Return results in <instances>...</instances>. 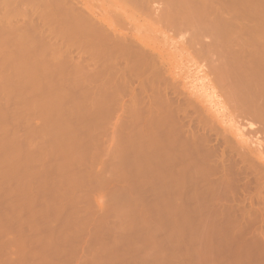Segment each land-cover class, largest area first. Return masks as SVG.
Returning a JSON list of instances; mask_svg holds the SVG:
<instances>
[{
  "label": "rangeland",
  "instance_id": "374dc122",
  "mask_svg": "<svg viewBox=\"0 0 264 264\" xmlns=\"http://www.w3.org/2000/svg\"><path fill=\"white\" fill-rule=\"evenodd\" d=\"M38 1L40 0L28 4L26 2L25 7H29L28 10H24L27 12H21L22 15L15 13L13 11L14 7L6 5L10 3L9 1L7 3L3 1L4 4L0 3V29L4 30V34L0 31V264H264L259 258V260L255 259V262H250L244 256V258L242 256L238 257V252L233 247L204 244V242L214 243L220 238L215 236L216 234L219 235L217 232L216 234H212L213 230L205 232V228L203 230L202 227L200 228L206 222L203 218L199 217L200 219L194 220L190 218L193 222L192 224H194L192 225L190 219L189 223L186 224L187 221L184 218L180 219L181 215L171 214L172 211L169 209L172 208V202L169 199L170 196L168 198V195H166L170 192L168 188L169 184H167L168 179L166 178L168 175H165L167 169H164V166L166 167L168 162L166 156H169V152H167L168 155L166 156L162 155L167 151L165 150L167 145H164V143H167V138L166 142L165 140L163 143L160 141L165 139V135L162 136L163 133L165 134V127H163L164 132H162V127L158 130L156 125L152 126L150 124H157V122L153 123L151 121L155 118L156 120L153 121H163L167 125L166 128H169L167 123L170 124V122L168 121L172 123V120L175 122V125L176 123L180 125V129L182 124L183 126L187 124L184 127L182 126L183 129H181H187L188 132L185 130L186 136L189 135L190 130L193 132L198 130L197 134L200 133V135L204 131L203 135L205 136L206 134L212 141L210 142L212 144H209V146L213 147L214 150L216 146L218 148L217 152L216 150L214 152L219 153L218 156L216 154L217 157L220 156L217 164H220L222 156L223 158L227 156V161H230L229 164H231L234 160V154H232L234 153L232 150L234 147L231 145L233 142H236L232 126L235 124L236 119L233 116V105H230L233 103L229 101L232 99L230 97L232 89L229 92L225 91L228 87L227 82L231 83V79L227 80V78L231 76L228 77L230 73H227L225 75L227 78L223 77L222 73L225 74V72H223L222 67L224 66H220L219 64H222L224 61L223 64L226 66L224 68L227 69L230 64L227 62L232 57H239L240 55L241 57L245 56L249 60L248 58L264 54V26L260 25L261 23L264 25V13L262 12L264 11V0H259L258 4L262 3L259 7H257L258 4L255 5L256 7L252 5L253 2L255 4L254 0H244L248 4L243 3V0H239L241 4L237 2L238 0H234L237 3L236 7L233 0H197L198 2L193 0L197 5L201 2V7L191 0H184L188 1V3L190 1V4L193 3L194 5L191 4V8L190 4H187L188 9H184L185 7L181 6L183 5L182 0H179L180 4L178 0H143L141 4H132L128 0L127 3L124 0H72L74 2L72 4L73 7H67L66 10L68 11L63 17L61 14H57L59 12L57 4L51 2L48 3L49 8H45H52L54 12L51 13V16L47 17L45 30H43L44 24L42 25L39 22L38 17H35V19L34 17L32 19L28 17L33 12L32 8L45 9ZM203 1L206 2L204 3ZM208 2H214L219 9H216L215 6L213 7V3L212 5L210 4L212 6L211 10L206 9L207 11H205L204 9V11L200 12L203 7L202 5L211 7ZM76 3L78 4L76 5ZM195 6L196 11H198L197 8H201L197 13L193 9ZM190 9L193 10L194 15H192ZM218 10L219 12H217ZM79 12L102 17L103 21L116 25L119 31L116 33V36L110 33L112 35L111 38L113 36V38H116L120 34L121 37L119 35V38H127L129 42L140 39L139 46L143 49H149L148 53H151L147 55H150V58L153 57L155 61L151 59V64L148 62L150 69H147L151 73L146 69L149 66L142 64L144 68H141L142 71L145 69L146 71H144L148 72V77L151 76L150 78L154 80V87L148 81L144 82V78L146 77L143 76L144 78H142L141 75L147 76V74L142 73L141 69L139 70L138 68L139 72L138 70L136 71L139 74L136 73V75L134 72L133 74L136 76L132 74V76L128 75L131 78L129 79L131 81L129 84H131H127L128 87L130 86L129 89L128 87L125 88L129 92L125 89L124 92H121L122 86L118 96L123 97L114 96L115 99L119 98L117 99L118 101L111 98L112 101L103 100L93 106L94 104L91 105L88 99V89L86 86H76L74 84V78L76 77V74L73 73L74 70H72L74 64L71 63L65 67V77L62 82H58L56 80L58 74L50 72V69L56 66L59 67L60 62L59 60H55L51 53L42 48L44 47V43L39 40V35L42 30L45 33L49 31L47 36L45 34V37L52 38L53 40V37L59 34L61 28L81 19L79 16L82 14L75 15V13ZM200 13L203 14L204 18L208 16L209 19L208 17L206 19L209 21H211L210 17L214 16L211 14L216 13L215 16L220 14V18L216 16L218 20L216 19L215 21L219 23L220 29L223 27L221 31L225 32V34L228 31L226 36H224L225 40H223L224 42L222 41L223 43H218L217 41V44L214 43L216 45L215 49L213 42H210L214 51H217L213 52V55L212 51L209 50L210 48L203 46V42H206L207 39L209 42V37H211L209 34L212 35V33L202 30V25L206 19L204 20ZM23 15H27V17L24 18ZM194 16H199L197 18L200 21ZM200 16H202V21ZM215 16L213 20L216 18ZM171 17L177 18L171 19ZM221 18H223L224 23L219 21ZM196 20V24H193V21L195 22ZM225 20L227 23H225ZM229 20L230 22H228ZM31 21L33 23H30ZM231 22L233 23L232 25ZM197 23H200L201 28ZM15 24H19L18 26L24 29L22 31L23 35L11 31L14 26H17ZM22 24L26 26V29ZM29 24H34L37 28ZM27 26L32 27V30ZM33 27H35V31ZM50 28L51 31L52 29L57 30L53 33V31L50 32ZM39 29L42 30L41 32L38 31L40 33L39 35L36 34L38 35L36 38L34 37L36 36L34 32L37 33ZM27 30L29 33L25 32ZM239 30L241 32L238 33L237 31ZM190 31H193V34ZM107 32L109 33V31ZM31 33H34V41H28L27 46L29 48L37 47V50L40 52L36 54L25 53V57L20 61L17 59L20 54L14 55L15 53L11 52L10 48L14 49L15 46H19L17 39L20 36L25 37L26 35L27 37H31L32 35H29ZM51 33L52 35H50ZM225 34L223 33V35ZM73 40L85 43L81 38ZM135 41L134 43L139 44ZM208 42H206L207 45ZM225 42L227 46L224 44ZM256 47L258 50H253L257 49ZM2 49L8 52L3 53ZM71 50H73L72 56H75L76 60L79 58V54L82 55L81 49L77 48V46L72 47ZM223 52H229L231 55ZM11 53L12 55H10ZM209 54L213 57L210 59V63L211 60L216 59L215 63H209L210 66L208 64V58L211 57H209ZM220 57H223V60ZM225 58H229V60L227 61ZM17 61L19 64L23 62L21 64L26 65V68L28 67L27 71H19V67L17 66L21 65L16 66L15 64L18 63L15 62ZM40 61L44 64L42 66L45 69H31L38 67ZM225 61H227V64ZM153 63L154 65H152ZM215 65L220 68L218 69L219 71L223 70L219 72L220 78L218 77L219 75L213 77V75H216L215 73H218ZM152 67L154 70H151ZM213 67L216 68L213 69ZM155 69H159L161 72L158 70L156 72ZM225 71L227 72L228 69ZM221 77L226 78L224 80L227 81L222 80ZM217 79L219 82L217 81L216 83ZM154 83L157 84L154 85ZM143 84H145V87L147 84L150 86L144 87V90L147 89V91L140 90ZM223 85L227 87L225 88ZM229 85L231 86V84ZM132 86L133 91L131 90L132 92H130ZM230 86L228 89H230ZM220 87L222 89L224 87V89L222 90ZM108 88L112 89L114 86ZM153 88H155V94L153 93ZM111 89L109 91H114V89ZM157 89L160 90L157 91ZM148 90L151 92H148ZM120 92L122 93L121 95ZM134 93L138 95L134 98L135 100L139 97L142 99V102L138 99L141 105L138 103L139 101L137 102L136 100V104L133 98L130 99L131 96L135 97ZM105 95L107 96V90ZM153 95L157 96H154L156 100L153 99ZM160 98L161 100L163 98L162 102L164 104L160 102L162 105L158 104V108L162 106L165 109H156L157 103L152 105V101L149 102L151 99L157 102ZM206 99H209V102ZM146 101L148 102L146 103ZM154 101L152 102L153 104L155 103ZM132 103L135 105L132 106ZM149 103L153 106H151L152 109H148L150 107L148 106L150 105ZM196 103L200 106L196 107ZM140 106L143 109H140ZM168 106L171 109H166ZM138 108L143 111H138ZM172 109L174 110L171 111ZM158 110L162 111L165 116L160 114L161 112ZM133 112L137 113V119L134 118L136 115L134 116ZM139 112L141 113L139 114ZM171 112H174L173 114L177 116L175 117V119H178H176L177 121L174 120ZM150 114L151 116H149ZM140 115L141 117L146 115L144 117L146 119L143 121V117L141 118ZM157 115L161 118L163 117L162 119L165 118V120L157 118ZM204 115H206L205 118L207 120L210 118L209 120H211L212 124L209 120L206 121V119H204L203 124L201 123L203 121L200 116L204 117ZM170 117L171 119L169 120ZM196 119L199 121L198 123ZM193 120L195 123L192 122ZM160 121L158 122L159 124H161ZM190 122L192 123L191 126ZM199 123L202 124L203 129ZM149 124L151 128L155 127L156 131L152 130L153 128L151 129L148 126ZM204 124L205 127H203ZM213 124L214 127L216 124L218 131L213 127ZM245 124L243 123L242 125ZM211 125L212 128L210 127ZM150 131L152 133L155 132L154 135ZM191 131V136L197 135L193 132L191 134ZM157 132L158 134L160 133L159 136L161 137H157ZM182 133L178 136L181 137ZM224 134H227L229 138ZM154 136L157 137L160 144ZM249 136L256 143L258 142L256 137L260 138L259 140L262 141L260 148L264 152V132L261 131L254 135H249V133L246 135L247 144H245L246 140L243 139L245 152L249 153L255 149V144H251L248 141L249 139L251 140ZM154 143L156 144L154 145ZM155 146H159L160 152L157 151L158 148H154ZM163 147L165 151L162 149ZM151 149L156 151H151ZM156 152L159 154H156ZM153 155L156 157H154L155 159H153ZM157 156L159 157L158 160ZM216 156L215 158H217ZM160 157L162 158L160 159ZM149 158L155 160V162L156 160L158 161L156 163L152 161L154 165H158L159 162H165V160L167 162L164 164L159 163L158 166L155 165L156 169L160 165H163V168L160 166L158 171L154 168V171H152L153 169L150 166L153 167V164ZM144 159L146 162L143 161ZM161 160L164 161L161 162ZM252 160L254 163L255 159ZM227 161L224 163L225 168L230 167ZM139 162L146 165L142 166ZM255 163H257V160ZM255 163L254 168L257 166V169H259L260 165L264 167V159L258 161L259 166ZM244 165L245 167L247 166L246 163ZM250 165L252 166L251 163ZM250 165L248 164V166ZM263 167L261 166L260 168L262 169ZM254 168L252 166L251 170H247L246 174H248V178H244L246 183L242 181L240 185V187L242 186L240 189L243 191L239 190V194L241 193L239 196L241 199H246L243 200L245 208L251 206V197L254 198L252 199L253 201L256 199L254 203H257V206L253 204V207L255 206L256 208L258 205H264L262 202L258 201L261 205L256 202L257 194L261 195V192L264 190V184H262L263 186L260 184L262 181L258 182L260 180L258 179L259 177L261 178L262 175L264 177V169L260 173V169L258 171ZM252 169L257 172H254ZM155 171L158 173H153ZM250 171L253 172L251 173ZM159 172L164 174H160ZM258 172L262 175L254 178L253 175H256ZM249 173L253 175H249ZM156 175L157 177L160 176L158 177L160 180L157 179ZM163 175L166 176L167 180ZM250 176L254 183H258H250L252 181L250 180ZM256 178L257 180L255 181L254 179ZM154 181H160L161 187L157 182L154 183ZM156 184H158L157 187L159 189L154 188ZM248 184L251 188H248ZM165 185L168 190H166ZM254 187L258 189V192ZM164 188L168 193L164 191ZM156 190L159 194H155L157 193ZM244 191L248 196L243 193ZM244 196H247L248 199ZM240 201L243 203L242 200ZM244 204L241 205L243 206ZM173 216L176 218H173ZM185 219L188 220V218ZM257 222L259 225L261 221L257 220ZM183 224L184 226H182ZM189 224L193 227L195 225L199 226L194 227L195 231H187L185 225ZM256 225L255 228L258 226ZM256 229L259 230L260 227ZM221 235L220 237H223V234ZM258 251L259 249H256L254 252L258 253Z\"/></svg>",
  "mask_w": 264,
  "mask_h": 264
},
{
  "label": "bare ground",
  "instance_id": "6f19581e",
  "mask_svg": "<svg viewBox=\"0 0 264 264\" xmlns=\"http://www.w3.org/2000/svg\"><path fill=\"white\" fill-rule=\"evenodd\" d=\"M3 1L5 2V3H7L8 1L10 2V3H7L6 5L7 6H12V7H14L13 8V11L15 12V13H17V14H19V15H22V11H24V10H28V7L29 6H27V7H25L26 5H25V3L26 4H28V3H33V2H35L36 0H0V3H3ZM122 1V0H121ZM126 1V2H125ZM130 3L132 2V4L134 3H139V4H141V1H143V0H128ZM127 0H124V2L125 3H127L128 2ZM145 1V0H144ZM148 1V0H147ZM181 1V0H180ZM192 2H194V3H196V2H198L197 0H195V1H193V0H191ZM207 1V0H206ZM206 1H203L204 3L206 2ZM208 1H210V0H208ZM213 1V0H212ZM234 1V0H233ZM236 1V0H235ZM234 1V5H235V7H236V2ZM255 1V4H253L252 3V5H256V4H258L259 3V0L258 1H256V0H254ZM38 2H40V5H42V6H44V8L45 7H48V3H51V2H54L55 4H57V10L59 11V12H57V14L59 13V14H61L62 15V17L63 16H65V14L67 13V11L68 10H66L67 9V7L68 8H71V7H73V5L72 4H74V2L72 1V0H40V1H38ZM215 2V1H214ZM214 2H208V4H209V6H211ZM237 2H240L239 0L237 1ZM243 3L245 2V4H248L247 3V1H242ZM12 3V4H11ZM178 3H179V0H178ZM181 3V2H180ZM179 3V4H180ZM182 3H183V5H181V6H184L185 8L184 9H188L189 7L187 6V4H190V1H189V3H188V1H184V0H182ZM200 4H201V2H199ZM203 3V4H204ZM232 3V2H231ZM4 4V3H3ZM78 3H76V5H77ZM178 4V5H179ZM192 5H193V3H191ZM191 4L189 5L190 7H191ZM200 4H198L199 6H200ZM207 4V5H208ZM211 4V5H210ZM239 4H241V2L239 3ZM262 3H260V5H261ZM31 5V4H30ZM196 5H197V3H196ZM197 5V6H198ZM233 5V4H232ZM231 5V6H232ZM259 4H258V6L257 7H259L260 6ZM36 6H37V4H36ZM180 6V5H179ZM180 6V7H181ZM194 6V5H193ZM203 7H202V9L201 8H197V10L198 11H196V6L193 8L195 11H196V13L197 12H199V10L201 9V11L200 12H202V11H204V9H205V11H207L206 9H210V8H212V6L211 7H207V6H204V5H202ZM215 6V8L216 9H219L218 7H217V5H215V3H214V5H213V7ZM264 6V5H263ZM180 7H179V9H180ZM201 7V6H200ZM233 7V6H232ZM256 7V6H255ZM254 7V8H255ZM49 8V7H48ZM48 8H45V9H41L40 10V8H32V14L31 15H29L28 17H29V19H32L33 17H34V19H35V17H38V20H39V22L40 23H42V25H43V30H45V25H46V23H47V17H49V16H51L52 14V12H54L53 11V9L52 8H50V9H48ZM192 8V7H191ZM261 8V7H260ZM264 8V7H263ZM263 8H261V9H263ZM30 9V8H29ZM183 9V8H182ZM214 9V8H213ZM215 9V10H216ZM235 10H236V8H234ZM259 9V8H258ZM40 10V11H39ZM191 10V12H192V15H194L193 14V10L192 9H190ZM189 10V11H190ZM211 10V9H210ZM214 10V11H215ZM233 10V9H232ZM257 10V9H256ZM260 10V9H259ZM264 10V9H263ZM234 11V10H233ZM237 11V10H236ZM262 11V10H261ZM24 12H27V11H24ZM217 12H219V10L217 11ZM259 12V11H258ZM257 12V13H258ZM263 13H264V11H262ZM261 12V13H262ZM134 13V12H133ZM195 13V12H194ZM195 13V14H196ZM204 13V12H203ZM206 13V12H205ZM262 13V14H263ZM76 14H82L81 16H79V17H81V19H79V20H77L75 23H72V24H70V25H68V26H66V27H64V28H61L60 30H59V34H56L57 36H54L53 38V40H52V38L51 39H49V38H46L45 37V34H46V36L48 35V33H49V31L47 32V33H45L42 29H39V30H37V33L36 32H34L35 33V35L36 34H38L39 35V33L41 32V30H42V32H44V33H40V35H39V40H41V42L42 43H44V47H42L44 50H46V51H48L49 53H51L52 54V56H53V58L55 59V60H59V62H60V64H59V67L58 66H56V67H53V68H51L50 69V72H54V73H57L58 74V76H57V81L58 82H62V80L64 79V75H65V72H64V70H65V67H67L68 65H70L71 63L72 64H74V68H72V70H74V72L73 73H75L76 74V77L74 78V84L76 85V86H81V85H85L86 86V88L88 89V96H89V100H90V102H91V105L92 104H94L93 106H95V104L97 105L98 103H100V102H102L103 100H105V101H109V100H111L112 101V99L111 98H113L114 100H116V101H118L117 99H119V98H117V99H115L114 98V96L115 97H117L119 94V91H121V89H122V86H123V89H122V91L121 92H124L125 90H127V88H125V87H128L127 86V84H129V82H131V81H129V79H131L129 76L132 74V75H135L136 73H138L139 72V70L141 69V68H144V66H149V67H146V69L147 68H149L150 69V64H151V59L153 60V57L152 58H150V55L148 56L147 54H150V53H148V50L149 49H143L142 47H140L139 45H140V39H136V41L134 40V39H132V40H134L135 42H137V43H139V44H136V43H134V41H131V42H129L128 40H127V38H119V35L120 34H118V39H116V38H111V36L114 34L115 36L117 35L116 33H118V31H119V29L117 28V26L116 25H114L113 23H111V22H107V21H103V18L102 17H97V16H91L89 13H85V12H79V13H75V15ZM188 14H190L191 15V13H189L188 12ZM200 14H202V13H200ZM216 14V13H215ZM215 14L213 13V14H211V15H214L215 16ZM191 15V16H192ZM197 15V14H196ZM220 14H217L216 16H218V18H220V16H219ZM261 15V14H260ZM202 16H203V14H202ZM202 16H200V19L202 18ZM213 16V17H214ZM215 16V17H216ZM23 17L24 18H26L27 17V15H23ZM190 17V16H189ZM194 17H196V16H194ZM198 18H199V16H197ZM196 17V18H197ZM208 16H206V18H207ZM213 17L211 16L210 17V19H211V21H209L208 19H209V17H208V19H206V18H204V16H203V18H204V20L206 19V21H204V23H203V25H202V30H205L204 32H206V30L207 31H210V33H212V35H214L213 37H212V35L211 34H209L211 37H209V42L206 40V42H208V45L206 44V42H203L204 44H206V45H204L203 43V46H207L206 48H210L209 50L210 51H212V55H213V52H217V51H214V49L216 48V45L215 44H217L216 43V41L218 42V43H223L224 41L223 40H225L224 39V36H226V34H227V32H226V34H225V32H223V31H221V29L223 28H221L220 29V26H219V23L217 22V21H215L216 19H217V17L213 20ZM240 17V16H239ZM177 18V17H176ZM175 17H171V19H176ZM188 18V17H187ZM195 18V19H196ZM197 18V19H198ZM192 19V18H191ZM178 20V19H177ZM180 20V19H179ZM189 20H190V18H189ZM189 20H187L188 22H189ZM192 20H194V19H192ZM218 20V19H217ZM173 21V20H172ZM176 21V20H175ZM198 21H200L199 19H198ZM201 21H202V19H201ZM219 21H224L223 20V18H221ZM226 21V20H225ZM233 21V20H232ZM10 22H11V20H10ZM196 22H197V20L194 22L193 21V24L195 23L196 24ZM228 22H230V20L228 21ZM25 23V22H24ZM30 23H33L32 21L30 22ZM224 23V22H223ZM225 23H227V21L225 22ZM11 24V23H10ZM189 24V23H188ZM191 24V23H190ZM198 24V23H197ZM200 24V23H199ZM198 24V25H199ZM233 23L231 22V25H232ZM15 25H17V24H15ZM19 25V24H18ZM17 25V26H18ZM23 25V24H22ZM30 26L32 25V24H29ZM192 25V24H191ZM226 25V24H225ZM261 26H264L262 23L260 24ZM17 26H14L12 29L13 30H11V31H15V33H20V34H22V31H24V29L23 28H21V26L19 27H17ZM23 26H25V25H23ZM29 26V27H30ZM32 26H35L34 24L32 25ZM41 26V25H40ZM195 26H197V25H195ZM200 26V25H199ZM198 26V27H199ZM28 27V26H27ZM28 27V28H29ZM36 28H37V26H35ZM35 27H33V30L35 29ZM1 28V27H0ZM27 28V29H28ZM193 28V27H192ZM200 28H201V26H200ZM205 28V29H204ZM231 28V27H230ZM261 28V27H260ZM259 28V29H260ZM3 29V28H2ZM25 29H26V26H25ZM29 29H31L32 30V27H30ZM28 29V30H29ZM49 29V28H48ZM194 29V28H193ZM192 29V30H193ZM197 29H199V28H197ZM208 29H210V30H208ZM226 29V28H225ZM27 30V31H28ZM57 29H52V31H53V33H55V31H56ZM195 30V29H194ZM200 30V29H199ZM0 31L2 32V34H4L3 32H4V30L2 31L1 29H0ZM27 31H25L26 33H29V31L27 32ZM35 31V30H34ZM38 31H40L39 33H38ZM47 31V30H46ZM51 31V28H50V32H52ZM107 31H109V33L107 32ZM225 31V30H224ZM263 31V30H262ZM9 32V31H8ZM32 32V31H31ZM191 32V31H190ZM193 32V31H192ZM191 32V33H192ZM199 32V31H198ZM238 33L239 32H241L240 30L239 31H237ZM33 33V34H34ZM112 35H111V34ZM190 33V34H191ZM208 33V32H207ZM223 33L225 34V35H223ZM230 33V32H229ZM1 34V33H0ZM19 34V35H20ZM24 34V33H23ZM22 34V35H23ZM33 34L31 33V34H29V35H32L31 37H27L26 35H25V37H22V36H20L19 37V39H17V42L19 43V46H15V48L14 49H11L10 48V51L11 52H14L15 54L14 55H19L18 56V58L17 59H19L20 61H21V59H23L24 57H25V53H27V54H36V53H38V52H40L39 50H37V47H33V48H29L28 46H27V42L28 41H30V40H33L34 41V37H36L37 38V36L38 35H36V36H34L33 37ZM193 34V33H192ZM191 34V35H192ZM197 34H199V33H197ZM196 34V35H197ZM203 34V33H202ZM201 34V35H202ZM205 34V33H204ZM50 35H52V33L50 34ZM49 35V36H50ZM41 36V37H40ZM22 37V38H21ZM52 37V36H51ZM120 37H121V35H120ZM193 37H195V36H193ZM198 37V36H197ZM35 38V39H36ZM76 38H78V39H83L84 41H85V43H83V42H75L73 39H76ZM211 38H212V41H211ZM213 38H214V41H213ZM8 40H9V38H7ZM38 40V39H37ZM3 41V40H2ZM2 41H1V44H2ZM223 41V42H222ZM4 42V41H3ZM192 42H194V41H192ZM197 42V41H196ZM200 42V41H199ZM210 42H213V45H214V49L212 48L213 46H211L212 44H210ZM198 43V42H197ZM215 43V44H214ZM202 44H200L201 45V47H203L202 46ZM225 45H226V42L224 43ZM74 46H77V48L79 47L80 49H81V53H82V55L81 54H79L80 56H79V58H77V60H76V58H75V56L73 57L72 55V51L74 50H71L72 49V47H74ZM211 46V47H210ZM227 46V45H226ZM258 46V45H257ZM257 48V47H256ZM258 48H259V46H258ZM258 48L257 49H253V50H258ZM213 49V50H212ZM227 49V48H226ZM225 49V50H226ZM203 50H205V48H203ZM220 50H222V49H220ZM3 53H6V52H8L7 50H5V49H2L1 50ZM207 51V50H206ZM209 51V52H210ZM222 51H224V50H222ZM219 52V51H218ZM78 53H80V52H78ZM211 53V52H210ZM221 53V52H220ZM223 53H225V52H223ZM227 53V52H226ZM225 53V54H226ZM8 54V53H7ZM218 54V53H217ZM222 54V53H221ZM227 54H229V52L227 53ZM10 55H12V53L10 54ZM75 55V54H74ZM84 55H86L87 56V58H86V56H84ZM151 55H153V54H151ZM216 55V54H215ZM219 55V54H218ZM218 55H216V56H218ZM229 55H231V53L229 54ZM84 56V57H83ZM148 56V57H147ZM211 55L209 54V57H210ZM220 56V55H219ZM223 56V55H222ZM73 57V58H72ZM144 57V58H143ZM224 57H226V56H224ZM228 57V56H227ZM74 58H75V60H74ZM213 57L211 56L210 58H208V60H209V62H208V64L210 63V59H212ZM219 58V57H218ZM221 58V57H220ZM229 58H230V56H229ZM229 58L227 59V58H225L227 61L229 60ZM16 59V60H17ZM222 60H223V57L221 58ZM249 60H247V58L245 57V56H243V57H241L240 55H239V57H232V59L229 61V62H227V61H225V63L227 62V63H230L229 64V67L227 68L228 69V71L226 72L225 70H227L226 68H224V67H226L225 66V64H223L224 63V61H223V63L222 64H219L220 66L221 65H223L224 67H222V69L224 70H220L221 72L223 71V72H225V74L224 73H222V76L223 77H226L225 75L228 73H230L229 75H228V77H230V78H227V80H229V79H231L230 81H231V83L229 82H227V86L229 87L230 85L229 84H231V86H230V89H228V87H227V90H225V91H227V92H229V90L231 91V89H232V92H231V96L230 97H232V99H230V97H229V101L230 102H232L233 104H230V105H233L232 106V109L234 110V113H233V116H235V124L232 126V132H233V134L235 135V141L236 142H233V144L231 145V146H233L234 148L232 149L233 150V152L234 153H232V154H234V160L231 162V164H229V162L227 161V159H228V157L227 156H224V158H223V156L220 158V161L221 162H219L220 164L218 165L217 164V160L219 159V157H217L218 155H219V153L217 154V153H214L215 152V150H216V152H217V146L215 147L216 149L214 150L213 149V147H211V146H209V144H212V143H210V142H212L208 137H207V135L205 134V136L203 135L204 134V131H203V134H202V132H201V135H203V136H201L200 135V133L199 134H197V131L195 130L196 129V127H195V129H193V128H191V129H193V130H195L194 132L193 131H191V134H192V132L193 133H196L197 135H190V131H189V135H188V133H187V135L188 136H186V131H187V129L185 128V130H181V129H183V127L184 126H186V125H184L183 126V124H182V126H181V129L179 128L180 127V125L178 124V123H176V125L174 124L175 122L172 120V123H171V121H168V119H166V121H168V122H170V124L169 123H167L168 124V127L169 128H166L167 127V125L166 124H164V122L162 121H160L159 119V121L161 122V124H159L158 122L159 121H153V120H156V118H155V115H156V112H155V114H154V118L155 119H153V120H151L153 123H156L157 122V124H152V123H150L152 126L153 125H156V127L158 128V130L159 129H161V127H162V130H163V127H165V134L163 133V135L162 136H164L165 137V139H163V141L162 140H160L162 143L164 142V140H165V142H166V138H167V143H164V145L166 146V148H165V150H167V151H165L164 150V147L162 148L165 152V154H162V155H168L169 154V156H166V158H167V161L165 160V162H167V164H166V167L164 166V169H167L166 171H167V173H165V175L167 176H164V178L166 177L167 179H168V182H167V184H169V194H166V195H168V198H169V196H170V200H171V202H172V208H170L169 210H171L170 212H171V214H173L174 213V215H176V214H179V216L181 217H179L178 215H177V217H179L181 220H182V218H184V220L185 221H187V223L186 224H188L189 223V219L190 218H193V220L194 219H198L199 217L200 218H203L206 222H205V224H202V226H200V228L202 227V230H203V228H205V232L208 230V232L210 231L211 232V230H213V232H211L212 234L214 233V234H216V232L219 234V235H215L216 237L218 236L220 239H216L217 241H215L214 243L212 242V243H210V242H208V243H206V242H204V244H207V245H213V246H230V247H233V248H235V250H237V252H238V257H245V258H247L248 259V261H254L255 262V259L256 260H261V262L263 261V263H264V205H261L259 202H262L263 204H264V195L262 196V194H264V190L261 192V195L260 194H257V201L256 202H258V204H260L261 206H259L258 205V207H256L255 208V206H257V203H254V201L256 200H252V199H254L253 197H251V203H250V207L248 208H245L246 206H245V202L243 201V200H246L245 198L244 199H241V197L239 196L240 194H239V190H242V189H240V188H242V186L240 187V185H241V183H242V181H244V178H248V174H246L247 173V170L249 171V169L251 170V167L253 166V168H254V163H255V161L257 160V163H255V164H257L258 166H259V164H258V161H261L262 159H264V152L261 150V144H262V141L261 140H259L260 138H257L256 137V139L258 140V142L256 143V142H254V141H252V140H254V139H252L250 136V138H251V140L249 139L248 141H249V143H251V144H255L254 146H255V149H253V151H250L249 153L248 152H245V148H243V144H244V141H243V139H247L246 138V135H248V133H249V135L250 134H257L258 132H264V54H262V55H257V56H255V57H252V58H248ZM71 60H72V62H71ZM149 60V61H148ZM218 60V59H217ZM73 61H74V63H73ZM154 61V60H153ZM213 61V62H212ZM221 61V60H220ZM220 61H218L219 63H220ZM150 64H149V63ZM155 62V61H154ZM216 62V59H214V60H211V63H215ZM222 62V61H221ZM15 63H18V61L17 62H15ZM21 63H23V62H20V64L18 63V64H15L16 66L17 65H21V66H17V67H19L18 68V70L20 71H22L23 70V72H25V71H27V68H26V65H22ZM145 63V64H144ZM210 63V64H211ZM226 63V64H227ZM142 64L144 65L143 67H142ZM149 64V65H148ZM210 64H209V66H210ZM231 64H232V67H231ZM12 65V64H11ZM14 65V64H13ZM39 66L38 67H36V68H31V69H45V67H43L42 65H44L41 61H40V64H38ZM61 65V66H60ZM121 65H123V66H121ZM152 65H154V63L152 64ZM157 65V64H156ZM218 65V64H217ZM217 65H215L216 67H217ZM218 65V66H219ZM139 66H141V67H139ZM159 66V65H158ZM212 66V65H211ZM17 67H16V69H17ZM153 67H155V66H153ZM153 67H152V69L151 70H154L153 69ZM205 67V66H204ZM216 67H213V69L214 68H216ZM13 68H15V67H13ZM138 68H139V70H138ZM156 68V67H155ZM210 68V67H209ZM149 69H147V71L149 70ZM218 69H220L219 67H217V72L218 73H215L216 75H213V77L214 76H217V75H219L220 73V71L218 70ZM230 69H232V70H230ZM136 70H138V72L136 71ZM145 69H143V71H142V69L140 70V71H142V73H145V74H147L145 71H144ZM156 70V69H155ZM158 71H160L161 70V68H160V70L159 69H157ZM157 70H156V72H157ZM133 71V72H132ZM150 71V70H149ZM131 72V73H130ZM135 72V74H133ZM161 72V71H160ZM129 73V74H128ZM150 73H151V71H150ZM149 73V74H150ZM209 73H211V72H209ZM139 74V73H138ZM140 74H141V72H140ZM154 74H155V71H154ZM213 74V73H212ZM211 74V75H212ZM129 75V76H128ZM131 75V76H132ZM137 75V74H136ZM135 75V76H136ZM152 75V74H151ZM140 76V75H139ZM142 76V78H144V77H146V78H144L145 80H144V82L146 81H148V83H150L151 84V86L152 87H154L153 86V81L154 80H152L150 77H148V74H147V76L146 75H141ZM144 76V77H143ZM157 76V75H156ZM220 76L221 75H219L218 77L220 78ZM154 77V76H153ZM212 77V78H213ZM223 77H221V79L222 80H224V79H226V78H223ZM137 78V77H136ZM150 78V79H149ZM158 78V77H157ZM157 78H156V80H157ZM138 79H140V78H138ZM160 79V78H159ZM220 79V80H221ZM141 80V79H140ZM143 80V79H142ZM164 80V79H163ZM214 80V79H213ZM227 80H224V81H227ZM165 81V80H164ZM217 81L219 82V80L217 79L216 80V83H217ZM223 81V82H224ZM133 83V82H132ZM158 83V82H157ZM157 83H154V85L155 84H157ZM222 83V82H221ZM225 83V82H224ZM131 84V83H130ZM129 84V85H130ZM140 84V83H139ZM167 84V83H166ZM125 85V86H124ZM132 85H134V84H132ZM142 85V84H141ZM140 85V86H141ZM145 84H143V86H141L142 88H140V90L142 89L143 91H147V89L146 90H144L145 88H147V86H149L148 84H147V86L145 87L144 86ZM110 86H114V88H112V89H114V93L112 92V91H109L110 89L108 88V87H110ZM170 86V85H169ZM224 86V85H223ZM83 87V86H82ZM120 89H119V88ZM145 87V88H144ZM150 87V86H149ZM157 87V86H156ZM159 87V86H158ZM160 87H161V85H160ZM170 87H172V86H170ZM225 87V86H224ZM224 87H223V89H224ZM225 87V88H226ZM130 88V86L128 87V89ZM132 88H133V86L131 87V89H130V92H132L133 90H132ZM169 88V87H168ZM109 89V90H108ZM125 89V90H124ZM220 89H222L221 87H220ZM222 89V90H223ZM106 90H107V96L105 95V93H106ZM132 90V91H131ZM135 90V89H134ZM153 91L155 90V88H153L152 89ZM158 90H160V89H157V91ZM172 90V89H171ZM176 90V89H175ZM117 92V94H116V92ZM162 91V90H161ZM166 91H167V89H166ZM225 91H224V93H225ZM120 92V95L122 94ZM127 92H129L128 90H127ZM136 92V91H135ZM148 92H151V91H149L148 90ZM155 92L156 91H154L153 93L155 94ZM164 92V91H163ZM158 93V92H157ZM114 94V95H113ZM125 94V93H124ZM131 94H133V93H131ZM137 94H138V92H137ZM148 94V93H147ZM146 94V95H147ZM159 94H160V92H159ZM158 94V95H159ZM222 94V93H221ZM226 94V93H225ZM229 94V93H228ZM113 95V96H112ZM177 95V94H176ZM194 95V94H193ZM112 96V97H111ZM129 96V95H128ZM131 96V95H130ZM134 96L135 97H130V99L131 98H136V96H138V95H135V93H134ZM154 96H156V95H153V99L154 100H156V98H154ZM160 96V95H159ZM158 96V97H159ZM162 96V95H161ZM227 96H229V95H227ZM226 96V97H227ZM118 97H120V96H118ZM121 97H123V96H121ZM120 97V98H121ZM152 97V96H151ZM157 97V96H156ZM162 97H164V96H162ZM142 98V97H141ZM169 98H171V97H169ZM190 98V97H189ZM123 99V98H122ZM138 99H140V97L139 98H137L136 100H137V102L139 101ZM153 99H151L149 102H153L154 100ZM135 100V99H134ZM136 100L134 101V102H136ZM158 100V99H157ZM161 100V98L158 100L159 101V103H158V101L157 102H155L154 104L151 102V104L152 105H155L156 103H157V105L155 106V107H157L156 109H165L164 107H162V106H159V108H158V104L159 105H162V104H164V102H162L163 101V98H162V100ZM168 100V99H167ZM170 100V99H169ZM173 100V99H172ZM225 100V99H224ZM104 101V102H105ZM110 101V102H111ZM133 101V100H132ZM131 101V102H132ZM140 101L142 102V99H140ZM138 102V103H140V105H141V102ZM145 101V100H144ZM206 101H208L209 102V99H206ZM137 102H136V104H137ZM148 101H146V103H147ZM160 102L162 103V104H160ZM189 102V101H188ZM128 103V102H127ZM167 104H168V102H166ZM174 103V102H173ZM177 103V102H176ZM191 103V102H190ZM217 103V102H216ZM143 104V103H142ZM150 104V103H149ZM148 105V106H150V107H148V109H150L151 108V106L152 105ZM171 104V103H170ZM121 105H122V103H121ZM132 106H134L133 105V103L131 104ZM145 105V104H144ZM180 105V104H179ZM195 105V104H194ZM197 105V106H196ZM196 107H198V106H200V105H198L197 103H196ZM146 106V105H145ZM144 106V107H145ZM166 106V105H165ZM175 106V105H174ZM136 107H137V105H136ZM141 107V106H140ZM139 107V108H140ZM153 107V106H152ZM162 107V108H161ZM196 107H194L195 109H197ZM138 108V109H139ZM167 108H170L171 109V107L170 106H168V107H166V109ZM173 108V107H172ZM179 108V107H178ZM140 109H143V107H141ZM138 110V111H143V110ZM146 109H147V107H146ZM152 109V108H151ZM155 108H154V110H156ZM169 109V110H170ZM177 109V108H176ZM176 109H175V111H176ZM200 109H202V108H200ZM132 110H133V108H132ZM145 110V109H144ZM158 110V111H159ZM174 109H172L171 111H173ZM220 110V109H219ZM231 110V109H230ZM137 111V110H136ZM135 111V112H136ZM137 111V112H138ZM146 111V110H145ZM144 111V112H145ZM150 111V110H149ZM186 111V110H185ZM194 111V110H193ZM197 111V110H196ZM131 112V111H130ZM141 112H139V114L141 113ZM144 112H143V114H144ZM152 112V111H151ZM150 112V113H151ZM154 112V111H153ZM159 112H161L160 114H162L163 115V113H162V111H159ZM179 112H181V111H179ZM158 113V112H157ZM165 113V112H164ZM168 113V112H167ZM174 112H171V114H173ZM184 113V112H183ZM187 113V112H186ZM198 114H199V112H197ZM223 113V112H222ZM133 114H134V118H136V117H138L137 116V113L135 114L134 112H133ZM145 114H146V112H145ZM153 114V113H152ZM169 114V113H168ZM170 114V115H171ZM142 115V114H141ZM141 115H140V117H141ZM159 115V114H158ZM156 116L157 118H160L161 120H165V118L164 119H162L160 116ZM161 115V116H162ZM200 115H203V114H200ZM221 115V114H220ZM224 115V114H223ZM226 115V114H225ZM149 116H151V114L149 115ZM153 116V115H152ZM163 116H165V115H163ZM173 116H174V120H176L175 119V117H177V116H175V114H173ZM184 116V115H183ZM205 116L206 115H204V117H201L200 116V118H201V120L203 121V122H201L202 124L204 123V119H206L205 118ZM143 117V121L146 119V118H144V117H146V115L144 116H142ZM141 117V118H142ZM166 117H168V116H166ZM190 117V116H189ZM198 117H199V115H198ZM197 117V118H198ZM242 119H241V118ZM233 118V117H232ZM137 119V118H136ZM148 119V118H147ZM151 119V118H150ZM171 119V117L169 118V120ZM210 118H208V120H209ZM230 119V118H229ZM238 119H241V120H238ZM178 120V119H177ZM176 120V121H177ZM180 120V119H179ZM199 120V119H198ZM207 119H206V121H208ZM233 120V119H232ZM141 121V120H140ZM196 121H197V119H196ZM205 121V122H206ZM210 121V123H211V120H209ZM239 121V122H238ZM241 121H242V123H241ZM244 121V122H243ZM136 122H137V120H136ZM192 122H194V120L192 121ZM199 121H197V123H198ZM166 123V122H165ZM180 123V122H179ZM182 123V122H181ZM191 123V122H190ZM189 123V124H190ZM195 123V122H194ZM193 123V124H194ZM245 124V125H242V124ZM150 124L148 125L149 127H150ZM163 124H164V126H163ZM177 124H178V127H177ZM185 124V123H184ZM200 124V123H199ZM202 124H200V127L202 128ZM206 124H208V123H206ZM212 124V123H211ZM160 125H162V126H160ZM170 125V126H169ZM192 125V123L190 124V126ZM198 125V124H197ZM209 125V124H208ZM207 125V126H208ZM147 126V125H146ZM160 128H159V127ZM196 126V125H195ZM149 127H148V129H149ZM194 127V126H193ZM203 127H205V124H204V126ZM209 127V126H208ZM211 128H212V125L210 126ZM213 127H214V124H213ZM245 127H248V128H245ZM151 128V127H150ZM153 128V127H152ZM151 128V129H152ZM190 128V127H189ZM214 128H216L217 129V127H216V124H215V127ZM167 129H169V130H167ZM179 129V130H178ZM203 129V128H202ZM204 129H206V128H204ZM245 129H247L246 131H245ZM150 130V129H149ZM148 130V131H149ZM152 130H155L156 131V129H155V127L152 129ZM161 130V131H162ZM178 130V131H177ZM189 130V129H188ZM201 130V129H200ZM199 130V131H200ZM208 130V129H207ZM206 130V131H207ZM212 130V129H211ZM167 131H168V133H167ZM183 133H182V132ZM213 131V130H212ZM214 131H215V129H214ZM216 131H218V129L216 130ZM151 132V134H153L154 135V133H152V131H150ZM162 132H164V130L162 131ZM161 132V133H162ZM188 132V131H187ZM244 132H246L245 134H244ZM167 133V134H166ZM181 133H182V136L181 137H179L180 135H181ZM185 133V134H184ZM208 133H209V130H208ZM207 133V134H208ZM210 133H211V131H210ZM156 134H158V132L156 133ZM155 134V135H156ZM152 135V136H153ZM160 135V133L157 135V137ZM179 135V136H178ZM185 135V136H184ZM209 135V134H208ZM225 136H227L228 137V135L227 134H224ZM168 136V137H167ZM224 136V137H225ZM252 136V135H251ZM155 137V136H154ZM157 137H155L156 138V140H157V142H158V139H157ZM159 137H161V136H159ZM253 137V136H252ZM181 138V139H180ZM229 138V137H228ZM162 139V138H161ZM223 139V138H222ZM225 139V138H224ZM227 139V138H226ZM225 139V140H226ZM148 140V139H147ZM156 140H154V141H156ZM228 140V139H227ZM256 140V141H257ZM152 141V140H151ZM232 141V140H231ZM223 142H226V141H223ZM150 143V142H149ZM159 143V142H158ZM157 143V144H158ZM161 143V144H162ZM215 143V142H214ZM219 143V142H218ZM234 143H235V145H234ZM145 144V143H144ZM156 143H154V145H155ZM160 144V143H159ZM158 144V145H159ZM245 144H247V140H246V142H245ZM149 145V144H148ZM148 145H147V147H148ZM163 145V144H162ZM162 145H160V147H162ZM163 145V146H164ZM218 145V144H217ZM228 145V144H227ZM249 145V144H248ZM259 145V146H258ZM150 146V145H149ZM230 146V147H231ZM253 146V147H254ZM151 147V146H150ZM152 147H153V145H152ZM227 147V146H226ZM229 147V148H230ZM154 148H158V150L157 151H159V146H155ZM213 149V150H212ZM242 149H243V151H242ZM149 150V149H148ZM160 150H161V148H160ZM224 150V149H223ZM227 150V149H226ZM151 151H154V150H152L151 149ZM156 151V150H155ZM154 151V152H155ZM162 151V150H161ZM225 151V150H224ZM223 151V152H224ZM228 151V150H227ZM226 151V152H227ZM231 151V150H230ZM149 152V151H148ZM160 152V151H159ZM167 152H169L168 154H167ZM222 152V153H223ZM150 153V152H149ZM153 153V152H152ZM220 153H221V151H220ZM229 153H231V152H229ZM156 154H159V153H157L156 152ZM155 153H154V155H156ZM216 154H217V156H216ZM224 154H225V152H224ZM251 154V155H250ZM153 155V159H155L156 157ZM149 156H151L150 154H149ZM159 156V155H158ZM157 156V157H158ZM164 156V157H165ZM215 156L217 157V158H215ZM155 157V158H154ZM150 158H152V157H150ZM149 158V159H150ZM162 157H160V159H161ZM166 158H163V159H166ZM168 158H169V160H168ZM230 158H232V157H230ZM232 158V159H233ZM153 159H150L151 160V162L152 161H154L155 162V160H153ZM159 159V157L157 158V160ZM216 159V160H215ZM252 159H255L254 160V163H253V160ZM156 160V162H158ZM224 160H226L227 162H228V165H230V167H228V166H226V167H228V168H225V164L224 163H226V161H224ZM230 160V159H229ZM252 160V162H250ZM143 161H145V159L143 160ZM142 161V162H143ZM162 161H164V160H161V162ZM216 161V162H215ZM219 161V160H218ZM142 162H139L140 164L142 163ZM146 162V161H145ZM148 162V161H147ZM155 162V163H156ZM165 162H162L163 164L165 163ZM160 163V162H159ZM159 163H158V165H159ZM162 163H160V164H162ZM214 163H216V164H214ZM246 163V165L248 166V164L250 165V163L252 164V166L250 165V166H246L245 167V165L243 166V164H245ZM148 164V163H147ZM152 164H153V162H152ZM152 164H150V165H152ZM260 164H262V163H260ZM142 166H145L146 164H141ZM156 165V164H155ZM154 164H153V167L152 166H150V168H154L155 170H159V168H160V166L158 167V169H156L154 166H155ZM158 165H156V166H158ZM215 165H217V166H215ZM227 165V164H226ZM141 166V167H142ZM163 166V165H162ZM161 166V167H162ZM263 167V165H260V167ZM148 167V166H147ZM245 167V168H244ZM250 167V168H249ZM259 167V169H260V171L262 170L263 171V169H264V167L261 169ZM163 168V167H162ZM161 168V169H162ZM249 168V169H248ZM258 167L256 166L254 169H256V170H258L259 171V169H257ZM152 169H150V170H152ZM154 169L152 170V171H154ZM254 169H252V170H254ZM256 170H254V172H257ZM157 171H155V172H153V173H156ZM165 171V170H164ZM163 171V172H164ZM262 171L260 172V173H262ZM251 173L253 172V171H250ZM158 173V172H157ZM160 174H164V173H162V172H159ZM251 173H249V175H253V174H251ZM157 175H159V174H157ZM157 175H156V177H157ZM259 172L258 173H256V175H253V177L255 178L256 176H258L259 177ZM262 175V174H261ZM260 175V176H261ZM162 176V177H163ZM154 177H155V174H154ZM153 177V178H154ZM158 177H160V176H158ZM157 177V179L158 180H160L159 178ZM251 177V176H250ZM262 177H263V175H262ZM258 178V179H260L258 182H260V181H262L263 182V180H264V177L263 178ZM165 178V179H166ZM155 179V178H154ZM166 179V180H167ZM250 179V178H249ZM261 179H263V180H261ZM156 180V179H155ZM164 180V179H163ZM250 180H252L250 183H252L253 182V179H252V177H251V179ZM255 181L257 180V178L256 179H254ZM248 181H247V183H248ZM157 182V181H156ZM155 181H154V183H156ZM245 182V181H244ZM243 182V183H244ZM258 182H255V183H258ZM262 182H260V184L262 185V184H264V182L262 183ZM158 184L160 183L161 184V182L160 181H158L157 182ZM165 184H166V182H164ZM246 183V182H245ZM254 183V182H253ZM252 183V184H253ZM254 183V184H255ZM158 184H156V185H154V188L155 189H159V187H157V185ZM160 184H159V186H160ZM260 184H257V185H260ZM162 185H163V181H162ZM243 185V184H242ZM245 185H247V184H245ZM244 185V186H245ZM156 186V187H155ZM166 186V185H165ZM232 186V187H231ZM254 186V185H253ZM256 186V185H255ZM263 186V185H262ZM161 187V186H160ZM247 187V186H246ZM264 187V186H263ZM230 188H231V190H230ZM235 190H234V189ZM248 188H251V187H249V184H248ZM255 188V187H254ZM259 188V187H258ZM262 188V187H261ZM244 189V188H243ZM257 188H255V190H256ZM166 190H168L167 189V186H166ZM232 190H234V191H232ZM244 190H246V189H244ZM251 190V189H250ZM254 190V189H253ZM260 191H261V189H259ZM157 191V190H156ZM160 191V190H159ZM164 191H165V188H164ZM243 191V190H242ZM247 191H248V189H247ZM252 191V190H251ZM165 192H167L168 193V191H165ZM255 192V191H254ZM257 192H258V189H257ZM243 193H245V191L243 192ZM249 193H252V192H249ZM260 193V192H259ZM155 194H159V192L157 191V193H155ZM246 194V193H245ZM244 194V195H245ZM256 194V193H255ZM247 195V194H246ZM250 195H252V194H250ZM157 196H159V195H157ZM242 196V195H241ZM248 196V195H247ZM247 196H244V197H247ZM254 196V197H255ZM243 197V196H242ZM247 199H248V197H247ZM240 200H242L243 201V203L240 201ZM170 202V201H169ZM241 204H244L243 206L241 205ZM248 204H249V202H248ZM253 204H255V206L253 207ZM174 206V207H173ZM254 208V209H253ZM254 210V211H253ZM194 215H195V217H194ZM184 216V217H183ZM198 216V217H197ZM173 218H176L175 216H173ZM178 218V219H179ZM185 218H188V220H186ZM199 218V219H200ZM257 220L259 221H261L262 223H263V225H262V223L260 222V224H261V226H259L258 225V222H257ZM190 221H191V224L193 223L192 222V220L190 219ZM184 222V221H183ZM185 223V222H184ZM189 224V225H185V228H186V230L188 231H190V230H193V231H195L194 230V227L195 226H199V225H195L194 227L192 226V225H194V224ZM255 224H257L256 226V228H259L260 227V229L259 230H257L256 228H255ZM182 226H184V224L182 225ZM182 229H184L183 227H182ZM185 230V231H186ZM202 230H200V231H202ZM207 232V233H208ZM206 233V234H207ZM227 233H228V236L230 235V237H228L227 236ZM221 234H223V237H220V236H222ZM224 234H226V235H224ZM210 235V234H209ZM217 237V238H218ZM227 240H226V239ZM230 238V240H228ZM224 239V240H223ZM210 243V244H209ZM256 249H259V251H258V253L256 252H254V251H256ZM234 250V251H235ZM243 257V258H244ZM236 258V257H235ZM259 258V259H258ZM240 259V258H239ZM246 259V260H247ZM239 261H241V260H239ZM238 261V262H239ZM243 261V260H242ZM253 262V263H254ZM258 262V261H257ZM260 262V261H259Z\"/></svg>",
  "mask_w": 264,
  "mask_h": 264
}]
</instances>
